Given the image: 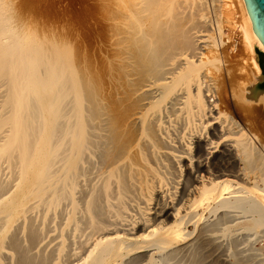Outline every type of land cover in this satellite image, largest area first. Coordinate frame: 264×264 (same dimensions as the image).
Masks as SVG:
<instances>
[{"label": "bare ground", "instance_id": "bare-ground-1", "mask_svg": "<svg viewBox=\"0 0 264 264\" xmlns=\"http://www.w3.org/2000/svg\"><path fill=\"white\" fill-rule=\"evenodd\" d=\"M186 1L82 0L94 12L85 43L93 33L97 46L74 54L70 22L30 40L16 5L0 0L2 264L138 262L184 245L198 206H230L224 193L240 198L246 184L263 208L261 138L250 127L264 97L239 98L261 72L253 44L264 46L244 0ZM230 104L245 123L226 115ZM109 198L111 219L101 214Z\"/></svg>", "mask_w": 264, "mask_h": 264}, {"label": "rangeland", "instance_id": "rangeland-1", "mask_svg": "<svg viewBox=\"0 0 264 264\" xmlns=\"http://www.w3.org/2000/svg\"><path fill=\"white\" fill-rule=\"evenodd\" d=\"M7 1H10L16 5L18 14L21 15L20 17L22 19H25V21L27 22V25H28L29 29L31 30L30 32H32L31 36L34 37V38L33 37L31 38V36H30V38H29L30 40H33V39L38 40L39 38L36 39V37H41L44 33L47 34L50 31L52 33L53 30H54V32L55 31L57 32V30H58L62 33L61 28L64 25L68 24V25H71V27L73 26L72 29H74V31H75L74 32L75 34L73 33V36H75V38H77L76 35H78V34L80 35V36H78L79 38H77V39H79V40H77V42L79 44H81V47L79 45L77 47H73L74 42H72V41H74L73 39H75V38L71 39L72 47L74 48L73 49L74 54L77 51L79 52V50H80V52L81 51L84 52L86 48L89 49L88 51H90L91 54H94L93 52H95L97 45H96V40H95V36H93L94 35L93 33H92V36H90L91 39H90L89 43H85L88 41L85 38V36H86V33H85L86 30L85 29H87L88 24H91L93 22L91 19L94 17V12L92 13V16H90L88 10L87 9L85 10V6L82 4V0H50V1L49 0H14V1L13 0H7ZM58 1L59 2L61 1L62 3L61 2L59 3ZM219 1L220 0H217V2H219ZM76 2H78V3H76ZM186 2H187L186 0H181L182 5L185 4L184 7H187L189 5V2L191 3V1L187 2L188 4ZM217 2L215 3V0H214L213 3L218 5L219 3H217ZM53 3H55L54 7L57 8L56 11H54L55 8L53 7V5H51ZM56 5H57V7H56ZM60 6H61V8H60ZM58 7H59V9H58ZM76 7H78V8H76ZM66 8L67 9L70 8L69 9L70 11L69 10L67 11ZM82 10H83V12H82ZM63 13H66V14H63ZM89 16L91 17V19L89 18ZM71 18H72V20H71ZM83 18L86 20H84ZM89 19L91 20V23H90ZM82 20H84L85 22ZM34 21L36 23H34ZM67 21L70 23L66 24L65 22H67ZM80 21H82V22H80ZM87 21H88V23H87ZM71 22L73 24H71ZM85 23H87V24H85ZM80 24L83 26H81ZM41 26H43V27H41ZM41 28H44V29L41 30ZM53 28H55L56 30ZM226 28L227 27L224 28L225 31L227 30ZM47 29H48V31H47ZM82 32L85 34V36L83 35ZM57 33H59V32H57ZM82 39H84L85 41ZM80 40L82 41V43ZM75 41H76V39H75ZM76 45L77 44H74V46H76ZM82 45L84 48L82 47ZM89 46H90V48H89ZM76 48H79V49L77 50ZM86 51H87V49H86ZM80 52H79V54H80ZM225 54H227V53H225ZM244 56L245 55L242 54V52H240V55L238 56V60L240 57H244ZM236 59H237V57H236ZM238 60H233L232 63L238 62ZM209 98L210 99L212 98V100H213V99H215V96H212ZM227 98L231 104L235 103L233 101L234 100L233 96H231V94H229V92H228ZM232 101H233V103H232ZM231 104H230V106L228 105V107L222 106L221 108H223V110H225L226 115L229 114V111L231 109V112L229 115H233V116L235 115L236 116L237 113H234L235 111L232 107L233 105H231ZM252 107L255 108V111H253L251 113L252 116L255 119L258 117L259 118H258V120L257 119L252 120V126L251 127H253V128L250 127V132H254L255 134L257 133L256 134V136L258 135L257 138L260 136L259 138H261V141L258 138L259 141H256V142L254 141L253 143L255 145V150L257 152H260L257 154H259V156L264 157V155H263L264 154V149H263L264 148V135H263L264 134V125H263L264 124V104L261 102H258L257 104L253 103ZM226 108H228V109H226ZM232 112H233V114H232ZM256 112H258V113H256ZM239 115L240 114H238L236 117L235 116L234 117L236 119H239L238 120L239 122L245 123V121L242 120V118H241L242 116L240 117ZM251 119H253V118H251ZM253 121H254V123H253ZM255 121L257 123V126L255 125ZM253 124L255 125L256 129L254 128ZM252 129H254V130H252ZM261 132H262V135H261ZM262 146H263V148H262ZM259 149L260 150L262 149L261 150L262 152ZM242 165H243L242 161L237 159L235 166L239 167ZM252 184H250V185L246 184V186L251 188L250 189L251 192H245L244 194H242V197H240V198L237 197L236 195L233 196V194L231 196H229L228 194L224 193V197H226V195H227V200L229 201L228 204H230V206L229 205H227V206L218 205L219 202H218V200H215V199H214L215 201L211 200L208 204H202V205L198 206L196 209L197 216L193 220V223L189 222L186 224L185 230L187 233H189V235H188L189 239L184 244L185 246L182 244H178V245H172V246H170L164 250H157V249L146 250L144 252L146 254H148V255L145 254L146 255L145 257H147V258L143 257L144 259L142 258L141 259L142 261L139 260L138 262L140 264H192V263H194V264H196V263L197 264H202V263L207 264L208 263L209 264V262H210L209 260H211L212 264H215V263L219 264V262H220V264L221 263L222 264H224V263L225 264H228V263L229 264H235V263L236 264H238V263L239 264H264V212L261 211V209H264V205L262 208V206L258 207V205L256 206V204L254 203V201L258 200V196L255 193V192H257V191H255L256 190L254 187L255 185L252 186ZM240 189H243V188L240 187ZM74 198L76 201L77 197L75 194H74ZM113 201L114 200L109 198V201L105 203L106 206L104 204L101 206L102 208L104 207L103 210H105L104 212H103V210H101L102 211L101 214L103 215V217L106 218V216H107L109 219H111L110 215L112 212L110 210H113V206H112L113 203H111ZM114 204H116L115 201H114ZM109 205L112 206L111 209H109L110 212L107 209L110 207ZM208 205H209V207H207ZM253 205H255L254 208H253ZM107 206H109V207H107ZM106 210H107V212H106ZM105 213L106 214L108 213L110 215H105ZM262 216H263V218H262ZM108 218H107V220H109ZM101 220L106 222L105 219H101ZM202 225H204V226H202ZM205 225H206L207 230H211V231H205L204 232L203 229H205V228H203V227H205ZM200 227L203 229L201 230ZM208 227H209V229H208ZM198 232H199V235H198ZM204 233L208 234L210 236V238L208 239L210 241L209 242L210 245H208V243H207L208 241H207L205 243L206 246L204 245L205 247L203 246V242L200 239V235H202ZM195 234L197 235V237ZM196 238H197V240H196ZM211 238H212V240H211ZM196 241L200 242V243L198 244V243H196ZM194 242H195V245L193 244ZM197 244L200 247H198ZM211 244H212V247H210ZM214 244H215V246H214ZM192 245H193V247H192ZM201 245L204 248H207L209 251L207 249H204L203 247H201ZM216 245L217 246L219 245L218 248L219 247L220 248L217 249ZM186 246H188L189 248L188 247L186 248ZM194 246L196 249L194 248ZM208 246H209V248H208ZM197 247H198V249H197ZM176 248H178V249H176ZM212 248L213 249L215 248L217 251L216 250L213 251ZM221 248L224 250H222ZM202 249H204V250L202 251ZM205 250H207L208 252L207 251L205 252ZM175 251H176V253H174ZM200 251H201V253H200ZM210 251L214 252V253L212 252V254H211L212 257H211V255L209 256L206 254V253L210 254L211 253ZM204 252H205V254H204ZM219 252L224 253V255L222 253L220 254ZM217 253H219L220 256L223 255L222 256L223 258L220 257ZM203 254H204V256H209L210 258L207 257L208 260H206L205 259L206 257L204 258ZM201 255H202V257H201ZM131 256H132V254H128V255L123 256V257H118L113 264H129L130 261H131L130 262L131 264L132 263L138 264V262H136V260L133 262H132L133 259L129 260L131 258ZM200 257L203 259V261H199L200 263H198L197 260H198V258H199V260H201ZM219 259H221V261L218 262ZM193 260L194 261L196 260L195 261L196 263ZM213 260H215V261L217 260V262H215ZM0 264H2L1 259H0ZM210 264H211V262H210Z\"/></svg>", "mask_w": 264, "mask_h": 264}, {"label": "water", "instance_id": "water-1", "mask_svg": "<svg viewBox=\"0 0 264 264\" xmlns=\"http://www.w3.org/2000/svg\"><path fill=\"white\" fill-rule=\"evenodd\" d=\"M244 4L251 20V25L254 33L264 46V0H244ZM254 55L261 70L260 75L253 76L258 81L255 84L245 86V95L239 98L243 102H256L258 97H264V75L260 63H264V52L258 50L254 44Z\"/></svg>", "mask_w": 264, "mask_h": 264}, {"label": "flooded vegetation", "instance_id": "flooded-vegetation-1", "mask_svg": "<svg viewBox=\"0 0 264 264\" xmlns=\"http://www.w3.org/2000/svg\"><path fill=\"white\" fill-rule=\"evenodd\" d=\"M261 63H263V62H261ZM261 68H262V73L264 75V66H261Z\"/></svg>", "mask_w": 264, "mask_h": 264}, {"label": "trees", "instance_id": "trees-1", "mask_svg": "<svg viewBox=\"0 0 264 264\" xmlns=\"http://www.w3.org/2000/svg\"><path fill=\"white\" fill-rule=\"evenodd\" d=\"M261 66H264V63H260Z\"/></svg>", "mask_w": 264, "mask_h": 264}]
</instances>
